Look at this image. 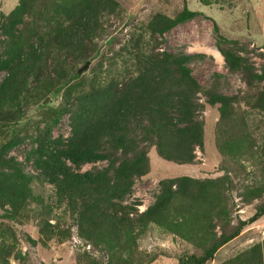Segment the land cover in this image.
Returning a JSON list of instances; mask_svg holds the SVG:
<instances>
[{
    "label": "trees",
    "instance_id": "16d2710c",
    "mask_svg": "<svg viewBox=\"0 0 264 264\" xmlns=\"http://www.w3.org/2000/svg\"><path fill=\"white\" fill-rule=\"evenodd\" d=\"M117 9L116 0H16L6 14L0 13V71L4 72L0 119L16 120L30 89L35 92L38 88L37 97L47 92L60 94L70 127L63 140L52 138L48 131L36 136L30 150L37 169L34 175L6 155L15 139L0 144L2 215L19 220L34 198L29 183L37 177L52 185L76 235L104 251L103 262L88 256L90 264H145L137 261V238L150 224L199 248V253L178 256L177 264L205 263L245 223L264 213L262 200L246 219L232 221L228 169L221 167L223 172L212 177H162L152 202L141 210L136 207L138 201L123 199L134 177L148 170V147L153 146L166 161L193 162L194 149L202 147L203 137L199 95L205 103L216 105L214 144L221 155L236 160L251 156L255 150L262 152L264 138L258 142L254 138L251 116L264 115V61L256 69L234 42L217 35L215 47L224 66L240 75L244 90L228 95L214 82L202 87L189 67L197 54L168 52L159 46L166 31L195 15L183 5L173 16L156 12L129 31L124 42L110 51L111 64L121 63L114 74L80 76L72 64L86 59L91 51L92 55L98 53L102 20ZM213 29H217L215 24ZM68 56L71 60L67 64L64 58ZM213 75L215 80L221 76L217 72ZM240 102L245 107L240 108ZM96 161H106V165L77 168ZM263 192L264 177L245 185L239 195L249 202ZM57 228L58 223L49 224L42 237L44 230L38 227L39 238L29 236L28 240L44 243L58 234L69 235L68 230ZM9 257L19 264H45L33 262L20 251L12 227L0 221V264H8ZM221 264H264V239Z\"/></svg>",
    "mask_w": 264,
    "mask_h": 264
},
{
    "label": "rangeland",
    "instance_id": "374dc122",
    "mask_svg": "<svg viewBox=\"0 0 264 264\" xmlns=\"http://www.w3.org/2000/svg\"><path fill=\"white\" fill-rule=\"evenodd\" d=\"M118 9L113 14L103 18V34L97 39L98 53L84 59L89 60L88 66L79 75L89 78L94 74L103 76L104 73L114 74L121 68V63L110 62V51H115L127 38L128 32L133 31L149 16L156 12L173 16L183 5L195 11V15L162 35L160 49L168 52H185L197 54L189 63L191 75L204 88L215 83L224 94L241 93L244 84L238 73L226 70L221 54L215 47L217 35L234 42L238 52L243 55L256 69L264 61V0H116ZM16 0H0V13L6 14ZM213 24L217 29H213ZM137 30V29H136ZM111 41H106L107 38ZM2 36L0 35V48ZM71 58L64 61L68 64ZM72 64L75 71L84 62ZM221 76L215 80L213 73ZM4 75L0 71V81ZM30 82V81H29ZM31 81V88L33 87ZM38 89V88H37ZM30 89L29 95L22 103L16 120L4 121L0 119V144L10 138L16 143L7 149L6 155L17 160L22 169L35 174L33 156L30 150L35 146V138L47 131L52 138L63 140L69 134L68 113L63 109L60 94L50 92L37 97ZM203 102V109L199 113L202 120V147H195L194 160L189 164H176L160 158L153 146L148 147V170L134 177L124 202H135L138 210L152 202L159 189V179L167 176L187 174L195 177H212L223 172L221 167L228 169L231 186L228 191L232 221L246 219L256 204L264 200V192L249 202L240 198V191L245 185L257 183L264 177V148L262 152L255 150L251 156L233 160L221 155L214 144V128L217 120L216 105ZM240 108L245 105L240 102ZM63 110V111H62ZM251 127L254 138L260 141L264 138V115L253 114ZM256 142V143H257ZM106 161L85 163L77 168H101ZM34 198L24 207L18 221H12L2 215L0 207V221L9 223L16 237V247L25 252L33 262L45 264H90L89 257L103 262L106 255L103 250L86 243L75 233L70 215L63 210V203L58 204L54 189L50 183L33 177L29 183ZM58 223V230H68L69 235L52 236L32 244L28 237H38V227L43 228L42 237L48 233L49 224ZM37 239V238H36ZM264 239V213L252 221L245 223L241 230L232 238L221 244L214 252L213 258L202 264H221L225 258L245 249L252 243ZM199 248L190 242L182 240L176 235L150 224L137 238V261L145 264H177V257L190 252L199 253ZM85 253V255H84ZM153 257L149 261V257ZM8 264H19L9 257Z\"/></svg>",
    "mask_w": 264,
    "mask_h": 264
},
{
    "label": "water",
    "instance_id": "95a60500",
    "mask_svg": "<svg viewBox=\"0 0 264 264\" xmlns=\"http://www.w3.org/2000/svg\"><path fill=\"white\" fill-rule=\"evenodd\" d=\"M89 60H85L81 66L76 69V73L80 74L88 66Z\"/></svg>",
    "mask_w": 264,
    "mask_h": 264
}]
</instances>
